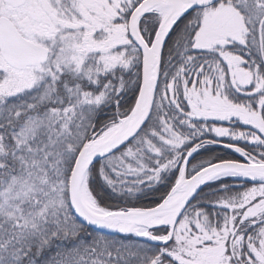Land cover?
Instances as JSON below:
<instances>
[{
    "label": "snow or ice",
    "instance_id": "snow-or-ice-1",
    "mask_svg": "<svg viewBox=\"0 0 264 264\" xmlns=\"http://www.w3.org/2000/svg\"><path fill=\"white\" fill-rule=\"evenodd\" d=\"M0 264H264V0H0Z\"/></svg>",
    "mask_w": 264,
    "mask_h": 264
}]
</instances>
